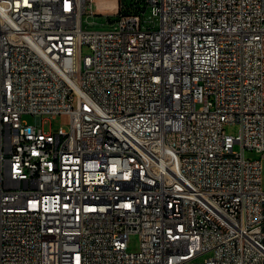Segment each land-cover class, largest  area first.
I'll use <instances>...</instances> for the list:
<instances>
[{
	"label": "built area",
	"instance_id": "2783aa9c",
	"mask_svg": "<svg viewBox=\"0 0 264 264\" xmlns=\"http://www.w3.org/2000/svg\"><path fill=\"white\" fill-rule=\"evenodd\" d=\"M137 1L0 0V264H264V0Z\"/></svg>",
	"mask_w": 264,
	"mask_h": 264
},
{
	"label": "rangeland",
	"instance_id": "374dc122",
	"mask_svg": "<svg viewBox=\"0 0 264 264\" xmlns=\"http://www.w3.org/2000/svg\"><path fill=\"white\" fill-rule=\"evenodd\" d=\"M99 1H102L103 3L114 5L115 2L113 0H93L92 10L93 14L90 13V8L87 9L86 13L83 14V27L85 29H91V30H100V29H108L111 25L110 22L114 21L117 18V15H109L111 12H113V9H109L108 7H99L98 3ZM133 0H123L124 4L126 6H129L132 3ZM143 6V5H142ZM109 15V16H108ZM145 16L148 20L154 21L148 22L147 25L157 27L158 25V18H156L155 15H152L150 7L145 9ZM89 52V48L84 45L82 48V53L86 54ZM26 122L30 124L36 123L38 120L37 117L33 114L27 113L24 114L22 117ZM69 115L64 113H59L56 115H42V117L39 118V124L38 126L43 129L45 132H53L56 131L60 126H63L64 128L68 127L69 123ZM225 132L231 134V135H237L240 129V125L238 122H230L226 123L224 125ZM235 149H239L238 145H235ZM245 157L249 159H260L262 161V176L264 177V156L262 152L256 151L254 149H246ZM140 247V236L138 233H132L129 235L128 239V250L129 251H138ZM211 254L206 253L201 255L197 258V260L202 261L205 258L209 257Z\"/></svg>",
	"mask_w": 264,
	"mask_h": 264
},
{
	"label": "bare ground",
	"instance_id": "6f19581e",
	"mask_svg": "<svg viewBox=\"0 0 264 264\" xmlns=\"http://www.w3.org/2000/svg\"><path fill=\"white\" fill-rule=\"evenodd\" d=\"M98 6L104 7V6H109L110 9H114L115 8V4L114 5H109L106 3H103L102 1H99ZM108 151H115V144H108Z\"/></svg>",
	"mask_w": 264,
	"mask_h": 264
},
{
	"label": "trees",
	"instance_id": "16d2710c",
	"mask_svg": "<svg viewBox=\"0 0 264 264\" xmlns=\"http://www.w3.org/2000/svg\"><path fill=\"white\" fill-rule=\"evenodd\" d=\"M121 1H123V0H121ZM132 3H133V2H132ZM132 3H131L129 6H131ZM140 3H142V0H138V1L135 3V6H136V7L140 6ZM129 6H128V7H129ZM128 10H130V9L125 8L124 10H120V12H121V11H128Z\"/></svg>",
	"mask_w": 264,
	"mask_h": 264
},
{
	"label": "crops",
	"instance_id": "0c3cea01",
	"mask_svg": "<svg viewBox=\"0 0 264 264\" xmlns=\"http://www.w3.org/2000/svg\"><path fill=\"white\" fill-rule=\"evenodd\" d=\"M108 1H111V0H108ZM114 2H116V0H113Z\"/></svg>",
	"mask_w": 264,
	"mask_h": 264
}]
</instances>
